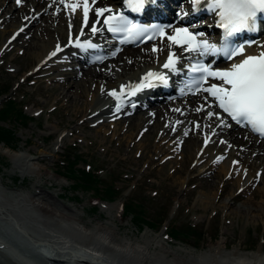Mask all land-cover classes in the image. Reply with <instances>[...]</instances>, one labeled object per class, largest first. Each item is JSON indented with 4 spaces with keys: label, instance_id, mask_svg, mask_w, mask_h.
<instances>
[{
    "label": "rangeland",
    "instance_id": "374dc122",
    "mask_svg": "<svg viewBox=\"0 0 264 264\" xmlns=\"http://www.w3.org/2000/svg\"><path fill=\"white\" fill-rule=\"evenodd\" d=\"M0 21V109L10 99L23 115L20 120L0 121L12 140H6L10 145L0 140V201L7 202L13 212L27 215L20 216L23 225L38 235L56 234L59 224L56 230L49 218L47 221L35 211V214L25 211L31 207L28 200L44 190L53 196L52 202L57 208L64 205L76 212L74 217L86 235H89L88 228L96 224L107 227L108 231L110 226L114 228L116 233L107 235L109 246L118 245L122 240L142 244L151 239L192 262L202 257L218 259L222 264L254 255L264 259V207H255L258 203L264 206L261 204L264 180L259 182L260 173L255 184H247L242 179L237 183L236 178L222 174L216 178L219 166L208 171L200 169L205 167L203 162L208 157L194 156L198 145L181 148L180 153L172 139L159 141L155 133L141 142H133L130 135L133 133L134 137L137 132L134 126L93 124L96 117L87 111L78 113L82 102L71 105L67 99L58 101L61 88L54 86L52 76L54 72L61 76V70L46 66L29 76L37 65L36 59L19 52L14 42L10 44L13 48L2 49L1 44L13 28H9L10 22L1 18ZM45 24L43 20L40 26ZM53 40H56L55 33ZM156 146L160 147L159 153H154ZM15 157L19 159L17 163L24 157L35 158L34 162L44 167L43 174L19 167ZM197 161L199 167H195ZM69 162L75 163L72 169L78 176L79 172L87 171L98 177L97 182L87 189L75 187V179L68 176ZM87 165L90 170L85 169ZM110 187L117 193L116 199L108 202L104 198ZM253 193L256 195L252 196ZM206 196H211L212 205L206 204ZM123 204L132 205L133 212L154 227L135 221L130 215L122 216ZM243 204L250 207L248 214L238 213ZM106 222L109 223L106 225ZM173 229L180 232L174 240L167 237ZM189 229L191 232H185ZM194 230L197 238L191 236ZM10 236V230L0 224V251L6 258L5 264H23L26 254L19 251L24 248L13 244ZM91 246L103 248L96 243ZM151 251L162 254L159 249ZM124 255L129 257L121 252L117 259Z\"/></svg>",
    "mask_w": 264,
    "mask_h": 264
},
{
    "label": "bare ground",
    "instance_id": "6f19581e",
    "mask_svg": "<svg viewBox=\"0 0 264 264\" xmlns=\"http://www.w3.org/2000/svg\"><path fill=\"white\" fill-rule=\"evenodd\" d=\"M9 1L10 0H0V18L5 22H10L11 25L9 28H13L12 30L8 29L10 30V33L7 34V37L1 44L2 49L13 48L10 44H13V41L17 40L18 44H16V46L20 44V48L18 49L19 52L22 51L29 54L31 57H34L37 63H40V61L43 60L49 52H51L49 51L46 53L49 47H52L57 43L61 45L68 43V29H71L75 38L70 40L71 43L69 42V46L64 49V53L68 56L66 51L71 50L72 55L70 59L75 61L79 60L80 62H85L84 55L89 49L76 47V39L79 38L81 43L86 40H91L92 43H94L93 40L95 38L104 34L103 29L100 25H98L96 27L101 29V31L96 34L91 32L90 34H87L84 39H82V37H78L80 27L78 25V20L80 19V21H82L83 19L82 0H72L70 2L64 1V3H61L60 0H22V2L24 1L25 3H21L20 5H17L15 1L12 4H9ZM76 3H80L81 6L77 7L74 12L65 6L66 4ZM112 3L113 0H95V5H93L94 3L92 0H89V28L96 20L93 11L94 8L98 6L103 7L104 4L106 5ZM40 10H43L42 15L32 19L31 23L27 24L28 19H31L32 15ZM60 11L63 14H60ZM65 12H67L66 15ZM43 20H45V23L48 25L45 24L40 26V23ZM1 24L2 21L0 25ZM18 26H25V29L23 32L19 33L16 38H13L15 37L14 32ZM87 31L88 30L84 29V33H87ZM25 33H28V36L25 40H23L22 37ZM54 33L56 40H53ZM4 34L5 32H3V35ZM4 45L6 48H4ZM253 50L254 54H258L263 51L262 48ZM165 53L166 49L163 51V55H161L160 59L155 60L153 58L155 56H152L149 50L144 49L131 51L119 57L118 59L122 61L121 65L115 64L113 66L115 61H109L102 67H86V69L79 72H75L76 69L72 67L57 69L62 71L60 77L57 79L56 77L54 78V86L61 88V97L58 101L67 99L65 101H68L71 105L77 101L82 102L79 108H77L78 113L81 115L87 111L91 117H96L92 123L94 124L95 122H98L99 126L108 124L112 126L120 123H124L126 126L129 124L134 126L137 128V132H139H136L134 137L133 133H131L130 139H132V141H135L136 139L142 141L147 136H151L153 133H160L161 140L177 138V140L181 143L182 149L190 148L192 145H198L194 156L198 155L200 152V159L206 157V154L208 155V158L203 162V165L212 167V164H220L219 172L216 178L219 177L220 174L226 175L229 173L230 175L236 176L238 179L237 183H239L242 176H244L247 182L254 184L257 181L256 169L261 171L263 169L260 176V181H263L264 146L258 142V140L252 138L246 133L237 131V134H234L230 132V128L220 126V121L216 118V116L209 119V117L206 116V114L212 110L209 106V110L197 111L198 107L196 105L194 106L193 103H180L181 106L177 105L173 109L171 108V104L160 103L156 104V106L152 108L154 109L152 113H148V111H135L134 113L131 109H129L128 103H120L115 97L108 95V93L113 90L116 92L121 91L122 86L124 87L126 85L130 86L137 84V82L142 79L141 77L146 70H159ZM70 63L71 61L69 64ZM46 65H49V63ZM90 87H93L91 91ZM117 104L121 105L120 110H122V112H116ZM212 112L218 113L216 110H213ZM119 113H122L120 117H118ZM123 117H125V119ZM121 118H123V120ZM203 136H205L206 139H203ZM207 139L210 141L207 144L208 146L204 147L203 144L207 143ZM221 141H225V143H221ZM215 148H217V151L213 155H210V151ZM159 150L160 147L156 146L154 153H159ZM261 153L262 155H260ZM225 155L226 157H224ZM249 157L251 158L250 160ZM15 159L16 164H19V167H25L26 169L31 168L32 172L37 175L43 174L42 171H44V167L41 168L38 166V164L34 162L35 158L24 157L22 158L23 161L19 163H17V160L19 159H17V157H15ZM208 160L210 163L206 164ZM230 163H232V166ZM262 194H264V190L262 191ZM255 195L256 194L254 193L252 194V196ZM211 196H206L208 201L206 204L212 203H209ZM2 201L3 200H1L2 204L0 203V221L8 222L12 227L13 233L18 236H26L27 231L31 233V230L23 226L20 220V216L23 217L25 214L23 215L17 211L12 212L8 203ZM52 201L53 196L51 194L46 193L44 190H40L37 195L28 200V204L31 207L25 209V211L29 214H35L36 212L40 217H46L45 220L49 218L50 222L55 223L54 227H56V230L57 224L60 226H58V230H60L55 232L60 234V237L56 234L47 233L42 235L41 239L36 238L35 241L33 240V237L28 234V236H26L29 241L31 240L36 243L38 241L43 244H47L46 246H49V254L55 259L49 260L50 263L71 264L67 261H70L69 257H73L74 261L78 264H222V262L217 261L218 259H211V257H209L210 260H207L206 258L203 259L202 257V259L200 258L194 262L187 260L188 258L186 259L183 257V259L174 254L171 250L167 249L163 244L151 239L142 244L139 242L130 243V241L125 242L122 240L119 241L118 245L109 246L106 244L108 238L107 235H112L113 233L115 234L116 232L114 231V228L110 226L108 231V229H106L107 227L104 228L103 225L96 224L94 228H88L90 230L89 235H86V233L83 232L85 230L82 229L78 223L80 221L74 217L77 216L76 212L70 210L64 205L60 206L59 208L61 209H59L57 208L58 206H56L55 202ZM261 204H264V202L261 201ZM243 205L244 206L238 209L239 214L247 213L250 210V207L247 204ZM255 207L258 209L263 208L264 206L258 203ZM26 217L27 215L24 216V218ZM108 223L109 222H106V225ZM21 229L25 231L26 234L22 232ZM32 235L36 236L37 234L32 232ZM3 241L7 243L5 238ZM91 243L99 244L103 248L101 249L95 246L92 247ZM0 244L2 243L0 242ZM14 244L17 245L16 243ZM78 247L82 248L79 249ZM153 247L155 249H159V252H162V254L152 252L151 250H154ZM214 250H217V248H214ZM130 251L133 252L132 256H130L132 254ZM19 252L26 254L29 257L28 258L26 256V258L29 259L31 264H48V262H46L47 260H43V256L41 257L37 251L24 248L20 249ZM119 252H122V254H128L129 257L124 255V257L121 256L117 259V257H119L117 255L120 254ZM115 256L116 259H113ZM216 256L217 255H215V257ZM0 258V264H5L6 258L1 251ZM246 258V260L238 259V261H235V259L230 263H227V260H225V262L227 264H264V259L258 257L257 255ZM26 260L27 259H24V261ZM24 261L22 260L23 264H25ZM226 263L223 262V264Z\"/></svg>",
    "mask_w": 264,
    "mask_h": 264
},
{
    "label": "snow or ice",
    "instance_id": "6c2138e0",
    "mask_svg": "<svg viewBox=\"0 0 264 264\" xmlns=\"http://www.w3.org/2000/svg\"><path fill=\"white\" fill-rule=\"evenodd\" d=\"M60 2L64 3V0H60ZM92 2L95 3V0H92ZM125 2L132 11L141 12L153 0H125ZM15 3L20 5L22 0H15ZM192 3L194 6L202 3L206 4L207 9L210 12H215L219 17L218 27L223 29L222 43L218 45L209 42L207 39H197L198 36L203 37L204 33H193L186 27L175 28L173 34L167 36V39L172 45L179 46L183 51L197 53L202 57L223 55L232 60L238 55L243 56L245 46L241 44L238 47H233L231 38L244 32H256L258 25L264 24V0H192ZM82 5L84 26H88L89 0H82ZM65 6L74 12L81 4H66ZM194 10H199V8ZM105 13H109L103 20V23L107 25V31L114 34L122 33L126 39L139 38L150 30L148 27L129 20L122 12L113 14V9L108 7L95 9L97 17L104 16ZM184 15H187V13ZM20 31L22 32L23 28ZM99 31L101 29L97 28L95 24L91 26L93 34ZM151 31L154 34L165 35L163 27L158 28L153 25ZM80 35H84L83 29H81ZM151 38L150 36L149 39ZM75 46L81 49H95L98 47L91 40L81 43L79 38L76 39ZM57 51H60L59 46H57ZM152 51L156 52L158 49L154 47ZM51 55L55 56L56 52ZM97 59L103 58L98 57ZM179 60L180 57L175 52L170 51L163 67L172 72H177ZM190 70L201 74L199 79L194 81L197 91L201 90V85L207 83L209 78L219 80L221 83H211L208 87H203L202 91L214 98L218 108L236 124L249 126L252 132L264 137V51H261L258 55L243 56L239 62L232 63L229 68L224 70L213 69L211 64L200 62L193 65ZM153 78L167 84V78L164 75L150 71L143 77L140 84L133 86L134 91L130 95H135L143 88L154 87ZM108 95L115 97L117 100L120 99L114 90L109 92ZM132 106L135 107L134 104ZM120 107L121 105L117 104V111L120 110ZM201 110L202 108L197 109V111ZM207 115L209 119L216 116L220 121V126H229L219 113L209 111ZM221 143H225V141H221Z\"/></svg>",
    "mask_w": 264,
    "mask_h": 264
},
{
    "label": "trees",
    "instance_id": "16d2710c",
    "mask_svg": "<svg viewBox=\"0 0 264 264\" xmlns=\"http://www.w3.org/2000/svg\"><path fill=\"white\" fill-rule=\"evenodd\" d=\"M19 117H23L22 113L20 110L17 108V105L14 103L12 100H8L5 103H3L2 108L0 109V121H4L7 118H14L15 120H20ZM0 140L4 141L7 145L8 142L6 140H11L10 133L8 132L7 129L2 128L0 126ZM12 142V140H11ZM5 144V145H6ZM74 162H69V169H68V176H71V178L75 179V187H80L83 189L89 188L91 184H94L97 182L98 177L92 175L91 173H86L85 171L79 172V176L76 174V172L72 169L74 166ZM112 187V186H111ZM107 189L105 192V196L109 201H113L116 199V190H113L112 188ZM116 192V193H115ZM123 213L125 216L130 215L132 216L133 220L135 221H140L141 223L147 224L150 227H154L151 223H147L146 221L141 220L138 215H136L133 212V206L132 205H125L123 208ZM171 236L173 238H176L178 234H180L179 230L173 229L171 231ZM185 232H191V230H187ZM197 232H192L191 236L192 238H197L196 237ZM183 237L185 235L181 234Z\"/></svg>",
    "mask_w": 264,
    "mask_h": 264
},
{
    "label": "water",
    "instance_id": "95a60500",
    "mask_svg": "<svg viewBox=\"0 0 264 264\" xmlns=\"http://www.w3.org/2000/svg\"><path fill=\"white\" fill-rule=\"evenodd\" d=\"M24 237H25V235H23ZM26 238V237H25ZM49 246H47V248H48Z\"/></svg>",
    "mask_w": 264,
    "mask_h": 264
}]
</instances>
